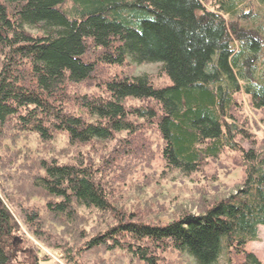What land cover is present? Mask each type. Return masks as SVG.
I'll list each match as a JSON object with an SVG mask.
<instances>
[{
  "label": "trees",
  "instance_id": "obj_1",
  "mask_svg": "<svg viewBox=\"0 0 264 264\" xmlns=\"http://www.w3.org/2000/svg\"><path fill=\"white\" fill-rule=\"evenodd\" d=\"M244 1L0 0V264H16V217L43 242L56 239L53 225L79 229L85 243L53 244L67 264L77 255L88 264L101 248L126 249L133 264H163L167 250L195 264H261L246 246L264 225V150L244 108L264 114V0L249 10ZM128 59L159 70L134 75ZM28 132L89 155L61 164L16 148L12 157ZM156 137L159 155L146 142ZM228 152L245 179L199 214L150 223L113 209L111 189L157 156L191 178ZM80 208L117 222L88 235Z\"/></svg>",
  "mask_w": 264,
  "mask_h": 264
},
{
  "label": "rangeland",
  "instance_id": "obj_2",
  "mask_svg": "<svg viewBox=\"0 0 264 264\" xmlns=\"http://www.w3.org/2000/svg\"><path fill=\"white\" fill-rule=\"evenodd\" d=\"M259 5L263 6L262 3ZM246 10L254 9L256 5L251 4V0H245L243 6ZM259 21L261 18L256 17L253 20ZM252 20V21H253ZM127 67H130V72L134 75L154 74L159 70V63H144L141 65L131 64L128 59ZM125 65L113 67V72L124 70ZM163 82H169V79H162ZM253 120L252 129L256 131V137L260 151L264 150V114L255 112L248 105L244 108ZM123 137V136H122ZM157 142L153 145L149 140L146 142L152 149L154 155H159V149L162 147V141L158 137ZM117 140L109 142V151L117 145ZM158 143V145H157ZM14 152H10L12 157L16 153H23V151H16V148L25 150L29 155L35 157H42L45 159H53L58 163L74 164L77 157L82 155H89L87 146L79 149L77 146L69 145L58 136L55 137L48 144L41 143L36 134L28 132L17 139L15 145H12ZM161 146V147H160ZM156 150V152H155ZM82 154V155H81ZM5 152L0 150V156H4ZM158 157V156H157ZM152 161V167L147 168L141 172L131 171L127 183H118L111 189L112 195L115 196L114 210L116 213L126 211V213H134L140 216L146 222L157 221V223H166L171 219L177 217L180 211H188L194 214H199L204 211L206 203L213 202L219 197L228 196L235 193L236 189L243 183L245 179L244 170L240 163L241 157L233 153H225L219 159L209 162L203 168L202 172L196 173L191 178H187L178 171L165 170L162 160L158 157ZM133 167H131V170ZM3 173V172H2ZM1 170H0V177ZM1 184V183H0ZM122 191L124 194H122ZM0 187V193H1ZM36 193V192H31ZM119 194V195H118ZM122 198V202L119 200ZM125 203V205H124ZM136 207L142 208L137 209ZM136 208V209H135ZM134 209V210H133ZM144 209L154 211L157 214L155 217H147ZM163 210V212H161ZM80 216L83 218L81 229L88 230V235H92L99 230L106 229L107 225H115L117 222L113 214L101 215L95 209H79ZM144 216V217H143ZM47 222L48 219H45ZM17 232L12 244V249L8 248L15 257L16 264H35L37 259L38 264H67L60 249L54 248L53 244L63 245L69 240H76L77 244L85 243L82 240V233L79 229L72 230L64 229L62 226L53 225L54 229L51 235L56 238L53 242H43L37 239L32 230L20 219L16 217ZM156 223V222H155ZM11 246V245H10ZM246 249L256 253L260 259L261 264H264V225H260L258 230L257 241H249ZM163 264H195L194 260L188 255H180L173 250L165 252ZM85 257L89 253H84ZM48 256L47 260H42L43 257ZM85 257H82L85 259ZM88 264H133L129 259V253L126 249H116L109 253L107 249L101 248L96 255L86 258ZM135 260V259H134ZM13 262V260H12ZM76 264H83L80 255L75 257ZM137 264V263H135Z\"/></svg>",
  "mask_w": 264,
  "mask_h": 264
}]
</instances>
